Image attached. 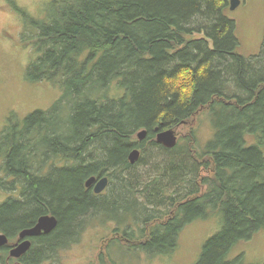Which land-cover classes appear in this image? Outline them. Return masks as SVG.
Returning a JSON list of instances; mask_svg holds the SVG:
<instances>
[{"label": "trees", "instance_id": "trees-1", "mask_svg": "<svg viewBox=\"0 0 264 264\" xmlns=\"http://www.w3.org/2000/svg\"><path fill=\"white\" fill-rule=\"evenodd\" d=\"M9 4L35 56L26 79L61 96L12 115L0 132V234L9 241L0 264H64L61 253L93 223L113 225L98 264H116L112 247L165 256L185 226L212 215L221 227L196 264H239L230 249L264 229V52L235 53L227 0H50L41 17ZM202 111L212 128L204 149L193 128L172 149L156 143L158 131ZM133 149L140 157L130 164ZM92 176L108 178L100 195L84 186ZM43 215L55 229L10 258L18 233Z\"/></svg>", "mask_w": 264, "mask_h": 264}, {"label": "rangeland", "instance_id": "rangeland-1", "mask_svg": "<svg viewBox=\"0 0 264 264\" xmlns=\"http://www.w3.org/2000/svg\"><path fill=\"white\" fill-rule=\"evenodd\" d=\"M29 16L41 17L50 0H9ZM7 0H0V132L14 115L18 120L36 110H47L61 96L57 85L50 82H29L25 72L35 58L30 48H23L19 41L22 19ZM224 16L235 23L238 46L235 53L244 57H257L264 52V0H240L231 11L227 0ZM189 38L203 39L202 34ZM211 45V44H210ZM206 111L199 112L192 120L176 126L178 138L193 128L196 131L198 148L204 149L212 135ZM264 150V149H263ZM221 217L212 215L195 220L180 232L177 247L169 255L149 258L145 253L129 249L119 252L112 247L116 264H196L204 244L218 233ZM109 225V227H108ZM89 225L78 241L61 253L64 264H98L99 255L105 251V240L111 236L113 225ZM108 227V228H106ZM15 238L13 244L17 242ZM238 260L239 264L264 263V229L251 239L236 243L228 252L227 260Z\"/></svg>", "mask_w": 264, "mask_h": 264}, {"label": "water", "instance_id": "water-1", "mask_svg": "<svg viewBox=\"0 0 264 264\" xmlns=\"http://www.w3.org/2000/svg\"><path fill=\"white\" fill-rule=\"evenodd\" d=\"M229 9L231 11L235 10L239 4L240 0H228ZM146 131L141 130L136 134L138 141H142L145 138ZM178 136L176 129H167L158 131L155 136V141L158 145L163 146L166 149H172L176 146ZM140 157V151L138 149H133L128 155V161L130 164H134ZM84 186L86 189H92L95 195L102 194L108 187L107 177H89ZM57 225V220L52 215H43L39 217L35 225L31 228L21 230L18 233V241L10 245L9 257L12 259H19L25 255L31 247L30 239L36 238L41 234L51 233ZM9 241L6 235L0 234V248L8 246Z\"/></svg>", "mask_w": 264, "mask_h": 264}, {"label": "flooded vegetation", "instance_id": "flooded-vegetation-1", "mask_svg": "<svg viewBox=\"0 0 264 264\" xmlns=\"http://www.w3.org/2000/svg\"><path fill=\"white\" fill-rule=\"evenodd\" d=\"M92 190V189H91Z\"/></svg>", "mask_w": 264, "mask_h": 264}]
</instances>
